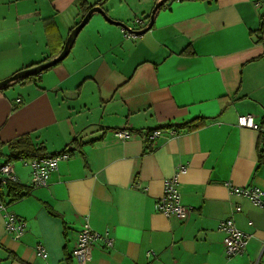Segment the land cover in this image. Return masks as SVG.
Listing matches in <instances>:
<instances>
[{
  "label": "crops",
  "instance_id": "1",
  "mask_svg": "<svg viewBox=\"0 0 264 264\" xmlns=\"http://www.w3.org/2000/svg\"><path fill=\"white\" fill-rule=\"evenodd\" d=\"M155 1L0 0V80L59 53L84 7L101 3L132 26ZM261 13L254 0H168L150 29L126 37L96 12L64 59L0 90V165H11L18 184L30 186L33 158H9L19 137L50 155L71 153L24 197L12 199L0 182V264H76L71 251L85 225L113 238L109 248L96 241L87 264H264V208L225 185L264 189L259 130L237 125L241 114L264 118ZM117 129L132 136L118 139ZM153 129L163 136L146 141ZM179 164L189 213L164 217L154 204ZM5 214L26 222L19 238ZM226 217L248 235L233 257L219 229Z\"/></svg>",
  "mask_w": 264,
  "mask_h": 264
},
{
  "label": "built area",
  "instance_id": "2",
  "mask_svg": "<svg viewBox=\"0 0 264 264\" xmlns=\"http://www.w3.org/2000/svg\"><path fill=\"white\" fill-rule=\"evenodd\" d=\"M254 6L260 10L264 6V0H254ZM149 21V16L135 17L132 20V26L123 28L122 32L126 37H134L136 34L133 32V27H144ZM139 28V29H140ZM19 102V100H17ZM237 125L239 127H249L258 129L259 123H256L251 114H241L237 117ZM176 128H170L169 133L175 135ZM114 136L118 139H125L132 136V132L127 129L114 130ZM163 136L161 129H153L147 131L144 135L146 141L153 142L157 138ZM68 150L62 151L55 155L46 157H33L25 161L29 165L31 171L32 188L46 186L49 182L51 173L56 170L59 161L67 160L70 157ZM184 165H177L175 173L171 177L163 179V192L160 197L155 201V209L164 217L176 216L184 218L189 213V207L181 202L180 193L178 191V176L184 172ZM0 182L6 184L7 182L17 183L18 179L9 163L0 165ZM225 185L228 188L230 195L243 197L248 199L254 206L264 208V189L254 186L234 185L227 181ZM1 208L4 210L5 205L2 204ZM241 207L235 206V212H239ZM5 229L14 237L19 238L26 230V222L23 219H18L15 216L5 214ZM219 229L224 234L223 242L225 253L228 257H233L242 254L245 251L248 235L242 232L234 223L232 217H226L219 223ZM102 240L105 247H111L113 238L110 236L109 231L99 233L93 230L88 225L83 226L76 235V243L71 251V257L76 264H87L91 258V250L94 243ZM151 252V251H150ZM36 256L45 258L47 251L42 243H38L35 247Z\"/></svg>",
  "mask_w": 264,
  "mask_h": 264
},
{
  "label": "water",
  "instance_id": "3",
  "mask_svg": "<svg viewBox=\"0 0 264 264\" xmlns=\"http://www.w3.org/2000/svg\"><path fill=\"white\" fill-rule=\"evenodd\" d=\"M166 1H168V0H156L155 4L151 10V13L149 15L148 23L144 27L137 29V30H134L133 32L137 35H140V34H143L144 32H146L148 29H150L152 27V24L154 21V16H155L156 12L158 11V9L163 4H165ZM96 12L100 13L104 17V19L110 23H113L115 25H120L126 29L129 28L128 25H125L124 23H122L120 21H116V20L110 18L109 15L106 13V11L100 5H94V6L90 7L85 12L82 19L72 28V30L70 31L69 35L67 36V38L65 40V43L63 45L62 50L56 56H54L51 59H48L46 61H43V62L34 64L32 66L26 67L24 69H21V70L15 72L14 74H12L11 76L0 80V90H3L5 88L11 86L12 84H15L18 81L23 80L29 76L38 75L42 71L48 69L49 67L53 66L54 64H56L59 61H61L62 59H64L68 55L77 34L87 24V22L89 21V19L92 16V14H94Z\"/></svg>",
  "mask_w": 264,
  "mask_h": 264
},
{
  "label": "trees",
  "instance_id": "4",
  "mask_svg": "<svg viewBox=\"0 0 264 264\" xmlns=\"http://www.w3.org/2000/svg\"><path fill=\"white\" fill-rule=\"evenodd\" d=\"M184 1V0H181ZM101 6V3H98ZM97 4V5H98ZM164 4L161 6L163 7ZM90 7L92 6H87L84 7V12H86ZM258 30L262 33H264V12H262L260 14V24H259V28ZM58 53H53L51 55V58L56 56ZM43 62V61H41ZM40 63V62H39ZM37 75L34 76H29L23 80H20L18 82H24L27 81L29 79H32L34 77H36ZM199 125H188V128H195ZM258 130H259V138H258V144H257V154H258V161L260 164H264V118L262 120V122L259 124L258 126ZM72 144H74V147L76 149L79 148V143L78 141H76L75 139H73L71 141ZM12 146V156H10L9 158H17V157H26V156H32V157H46V156H50V154L46 153L44 151V147H38L35 148L34 146L31 145L29 139H28V135L25 136H21L18 139H16V141L12 142L11 144ZM68 150L70 152L69 148H65L63 151ZM6 186L8 188V194L10 196H12V199H17V198H21L26 196L27 194H29L30 190L32 189L31 185L30 186H24L18 183H11V182H7Z\"/></svg>",
  "mask_w": 264,
  "mask_h": 264
},
{
  "label": "rangeland",
  "instance_id": "5",
  "mask_svg": "<svg viewBox=\"0 0 264 264\" xmlns=\"http://www.w3.org/2000/svg\"><path fill=\"white\" fill-rule=\"evenodd\" d=\"M260 11L264 12V6L260 7Z\"/></svg>",
  "mask_w": 264,
  "mask_h": 264
}]
</instances>
